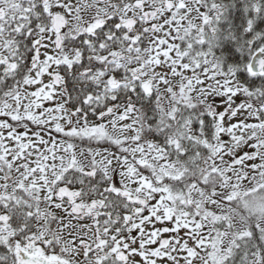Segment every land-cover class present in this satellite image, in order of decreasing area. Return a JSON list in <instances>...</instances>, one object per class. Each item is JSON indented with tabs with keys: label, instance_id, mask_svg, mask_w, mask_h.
Segmentation results:
<instances>
[{
	"label": "trees",
	"instance_id": "16d2710c",
	"mask_svg": "<svg viewBox=\"0 0 264 264\" xmlns=\"http://www.w3.org/2000/svg\"><path fill=\"white\" fill-rule=\"evenodd\" d=\"M42 1L13 0L3 8L10 18L1 20L0 32L11 35L4 36L5 53L13 55L18 66L9 69L0 61V120L9 117L6 104L31 79L36 37L51 28ZM144 1L161 2L140 0ZM192 9L197 16L192 14L194 19L180 32L159 39L165 52L167 45L170 49L171 62L165 69L188 71L163 88L152 74L154 43L143 21L125 29L116 13L95 12L66 31L64 48H71V59L64 55L60 69L67 80L71 127L55 130V136L67 140L70 163L85 153L94 171L100 163L97 155L105 152L132 164L168 201L176 225L183 221L192 228L179 230L190 240L209 238L208 251L200 253L197 264H264V174L255 172V161L264 160V138L238 155H227L218 147L219 129L233 106L221 107L195 94L199 82L224 91L239 85L244 95L237 104L251 107L264 124V0H181L174 14ZM88 67L93 71L86 72ZM130 105L138 125L134 135L116 136L105 121L97 120V114L109 107ZM138 148L151 153L139 155L134 152ZM0 168L10 180L1 155ZM95 176L94 171L91 177ZM33 189L14 185L0 193V211L12 214L11 224L35 217L25 212L38 209Z\"/></svg>",
	"mask_w": 264,
	"mask_h": 264
},
{
	"label": "rangeland",
	"instance_id": "374dc122",
	"mask_svg": "<svg viewBox=\"0 0 264 264\" xmlns=\"http://www.w3.org/2000/svg\"><path fill=\"white\" fill-rule=\"evenodd\" d=\"M9 1L13 2V0ZM172 1L176 2V7L181 4V0ZM7 3L8 0H0V13L5 12L3 8ZM137 4L139 6L135 5V8H143V4ZM45 6L48 13L61 12L66 16L67 27L62 30L64 40L66 31H69V29L73 31L95 12L103 14L117 13L126 19L133 17L135 12V8H132V6L128 8L117 5L109 6V4H99L92 0H47ZM175 10L166 11L163 9L161 17L150 23L153 27L151 35L155 42V54L153 50L152 59L155 66L154 71L156 70V84L161 88L170 81L172 83L178 82L188 72L187 70L177 72V69H173V67L166 70V63L171 62L169 45L166 47V52L159 45V39L175 36L188 23L189 19L190 21L194 19V17H190L193 12L195 13L194 9L186 12V14H174ZM54 37L55 34H50L49 39L41 45L43 61L34 70L33 80L28 82L22 94L10 100L5 107V110L9 111V116L14 117L15 115L22 118L29 115L35 124H44L47 128H59L71 122L70 113L63 102L60 90L51 81V74L56 70L57 64L61 60L60 51L57 52L54 47ZM1 38L0 36V41H2ZM67 48L63 46L61 49L64 55L71 51V48L68 50ZM2 53L3 50L0 49V54ZM240 89L239 85H232L227 91H224L214 87L210 88L205 82H199L197 88H195V94L200 98L208 100L212 98L221 107L233 106L221 119L218 144L221 151L230 155H238L247 149L251 143L264 138V124L258 122L251 110L252 108L237 104V101L241 100L244 95V92ZM106 121L109 127L118 134L116 136L134 135L137 132L138 125L131 111H125L122 116L115 115L106 119ZM13 124L18 127H25L27 130L21 133L18 130H13L12 126H8L6 123H0V155L6 162L8 171L11 174L7 183L13 181L34 186L44 202L49 203L51 210L57 213L60 223L65 224L64 226L71 225V214L58 205L55 194L50 189V180L55 177L60 168L66 166L69 159L70 151L62 143L63 138L55 137L48 131L40 129L33 132L27 123H18L17 119ZM65 141L68 144L67 140ZM135 151L139 155L149 156L151 153L149 148H138ZM81 156L85 159L83 154ZM99 159L102 163L109 165L112 170L119 168L124 185L128 188L139 185L138 194L141 197L149 194L151 201L154 203L152 211L148 212L143 218L133 221L135 224L145 226V228L138 227L137 230L134 229L136 232L133 234H138V237H132L129 241L133 263L197 264L200 258L199 255H201L200 252L207 253L209 238H200L199 241L197 239L190 240L186 232L179 230L183 227L190 230L192 228L183 225V221L178 222L176 225L171 211L165 205L164 198L159 197L157 191L151 189L146 183L140 182L139 184L138 174L132 167L122 165L114 157L104 153L99 154ZM255 165V172L263 175L264 160H256ZM2 176L3 172L0 169V188L7 181ZM67 221L69 223L66 224ZM161 226L168 227L169 232L161 233L159 230ZM148 228L155 230L153 246L156 251L150 255H147L144 251ZM67 231L68 229H64L63 233H67ZM193 232L195 233V230ZM6 234L7 227H1L0 235ZM162 237H175V240L172 239L171 243L168 244H161ZM143 238H145V241L142 242ZM79 242L80 239L75 240V244Z\"/></svg>",
	"mask_w": 264,
	"mask_h": 264
},
{
	"label": "flooded vegetation",
	"instance_id": "af4514ba",
	"mask_svg": "<svg viewBox=\"0 0 264 264\" xmlns=\"http://www.w3.org/2000/svg\"><path fill=\"white\" fill-rule=\"evenodd\" d=\"M8 35L9 33L5 36ZM15 63L13 61L11 65ZM56 70L61 76L58 87L60 92L64 94L66 81L60 69L56 68ZM68 110H70L69 107ZM81 171V169L75 170L71 167V181L69 183L65 182L69 179L59 175L50 180L52 191L62 190L58 194L57 203L71 214V225L46 224L41 221L33 225H0V228L7 227V237L6 235H0V239L3 237L8 239L14 247L10 248L5 245L7 249L6 256L9 259L16 261L18 251H23L26 255L56 263L136 264L129 262L131 258L124 262L119 253L125 252L130 255L132 249L129 241L132 237H138V234H133L134 229L137 230L138 227L145 228V226L132 223L133 216L131 214L143 218L142 216L151 211L154 203L151 201L149 194L144 196V202H140L137 188L125 194L123 185L120 182L110 185L115 181V178L99 177L95 181L96 183L99 181L101 184L94 186V192L98 194L91 195V189L87 185L89 179L87 176H82ZM88 172L86 171V173ZM69 187L71 188V197L67 195ZM110 194L115 196V203H108L107 198ZM124 195H126L128 205L127 212L130 213L126 222L122 200ZM64 229H68L67 233H63ZM147 233L144 251L147 255H150L155 253V247L153 246L155 230L148 228ZM76 239H80L77 244H75ZM143 241H145V238L142 239ZM122 256H125L124 253Z\"/></svg>",
	"mask_w": 264,
	"mask_h": 264
},
{
	"label": "water",
	"instance_id": "95a60500",
	"mask_svg": "<svg viewBox=\"0 0 264 264\" xmlns=\"http://www.w3.org/2000/svg\"><path fill=\"white\" fill-rule=\"evenodd\" d=\"M96 2H103L104 0H94ZM172 6V2H168L166 1L165 3V7L167 8H171ZM154 15H156V12L154 13ZM130 22H134V20H130ZM127 24H130L129 22H127ZM66 25V18L64 15L60 14V13H55L53 15V23H52V27L54 31H59L60 29H62L64 26ZM56 47L59 48L61 45V33L58 32L57 37H56ZM35 57L38 58L39 57V49L36 50L35 52ZM34 65H36V63H34ZM112 113V111L104 112L101 116H99V119H103L104 116H106L107 114ZM10 219V217L8 215H6L5 217H0V221H8ZM40 262V263H39ZM26 260L22 259L20 260L19 258V264H25ZM39 264H45L42 261H38Z\"/></svg>",
	"mask_w": 264,
	"mask_h": 264
}]
</instances>
